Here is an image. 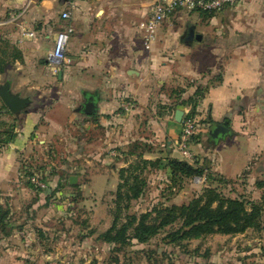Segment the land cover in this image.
I'll list each match as a JSON object with an SVG mask.
<instances>
[{
    "label": "crops",
    "instance_id": "1",
    "mask_svg": "<svg viewBox=\"0 0 264 264\" xmlns=\"http://www.w3.org/2000/svg\"><path fill=\"white\" fill-rule=\"evenodd\" d=\"M153 2L0 0V86L8 82L12 93L31 101L25 112L14 116L0 100V122L12 124L15 133L0 148V195H9L10 184L19 187L20 172L37 145L48 157L54 146L72 151L79 141L83 147L97 142L105 146L101 151L112 146L93 176V181H111L112 192L118 170L129 164L118 160L122 151L135 142L151 148L150 140L138 134L141 126L160 142L157 152L142 151L144 159L181 161L175 142L182 125L174 116L190 107L176 105L204 87L207 91L194 111L200 123L190 145L195 163L228 183L243 182L248 195L259 194L249 200H263L264 190L255 184L264 177V0H239L210 15L175 10L159 27L151 49L145 50L139 24ZM63 12L69 14L67 21L61 19ZM14 14L20 18L10 23ZM66 25L74 30L66 46L69 63L56 66L49 57L57 33ZM28 32L33 37L24 35ZM127 99L136 106L125 114L120 106ZM89 100L96 105L93 116L76 111ZM219 125L227 132L213 137ZM93 132L100 133L97 141L89 138ZM110 136L113 139L106 140ZM112 153L118 155L117 164L108 170ZM27 222L15 226L11 236L27 232ZM47 226L40 222L34 232ZM253 233L214 236L242 239L247 245L243 255H256L242 262L264 264V211L255 239ZM4 254V262L15 261L10 250Z\"/></svg>",
    "mask_w": 264,
    "mask_h": 264
},
{
    "label": "rangeland",
    "instance_id": "2",
    "mask_svg": "<svg viewBox=\"0 0 264 264\" xmlns=\"http://www.w3.org/2000/svg\"><path fill=\"white\" fill-rule=\"evenodd\" d=\"M139 130L141 132L138 134L147 137L150 140L148 144L154 146L152 148L157 152L160 142L156 134L151 131L143 132V126ZM99 135L100 133L93 132L89 138L97 141ZM112 139L111 136L106 138ZM79 143L72 151L68 148L66 152L56 145L49 157L42 146H35L31 157L33 159L28 158L26 169L20 172L19 187L17 184H10L7 191L9 195H0V203L9 210L12 233L15 226H21L28 219L27 232L13 236L11 234L9 237L0 235L1 260L3 261L6 250L14 254L15 260L0 261V264H115V257L119 259V264L128 258L131 259V264H244L243 260L256 256L243 255L242 249L247 245L240 238L213 235L174 246L162 241L165 233L154 237L148 244H135L126 248L124 254L114 252L113 245L102 242L98 237L111 226L109 210L113 207L115 192L108 189L111 181L106 182L100 178L93 181V176L101 170V157L113 147L101 151L105 146H99L97 142L89 147H83L80 141ZM125 150L120 158L118 155L112 156L111 161H108V170L112 163L117 164L115 158L126 162L134 160V157L127 156L128 151ZM167 175V170H152L147 173V189L140 199L131 203L130 214L148 212L159 204L181 205L201 193L203 186L192 179L184 181L180 187L176 185L169 189ZM70 176L76 177V184H69ZM30 177L41 180L46 188L40 190L34 187L27 179ZM243 185L240 181L231 182L221 185L220 190L227 197L256 200L259 194L248 195V190ZM38 219H43L40 222L48 226L34 232L40 225ZM256 236L258 234L255 232L252 238L255 239ZM249 263L251 264L246 261L245 264Z\"/></svg>",
    "mask_w": 264,
    "mask_h": 264
},
{
    "label": "trees",
    "instance_id": "3",
    "mask_svg": "<svg viewBox=\"0 0 264 264\" xmlns=\"http://www.w3.org/2000/svg\"><path fill=\"white\" fill-rule=\"evenodd\" d=\"M2 69L0 61V72ZM206 91L204 87H197L192 98L176 106H189L190 114L195 115L196 105ZM14 138L13 125L0 122V148ZM144 150L152 153V147L149 148L142 142L130 144L127 156L134 157V160L118 170L115 199L113 207L109 210L112 223L108 230L98 237L102 242L113 245L114 252L120 251L124 254L126 248L135 244H148L161 233H165L162 238L164 243L181 246L183 243L201 240L208 236H235L248 230L254 232L261 230L264 198L262 201H247L244 197H227L220 190V186L227 185L228 182L218 175L209 173L206 168L199 167L196 163L169 157L146 160L143 158ZM152 170L169 171L167 175L169 189L176 185L180 187L184 181L202 175H205L206 182L201 193L192 197L187 203L171 206L159 204L148 212L139 215L130 214V205L144 195L147 189V173ZM255 186L264 190V177L256 182ZM10 221L8 208L0 203L1 236L9 237L12 234ZM119 262L115 257L114 263L119 264ZM131 263V259L128 258L121 264Z\"/></svg>",
    "mask_w": 264,
    "mask_h": 264
},
{
    "label": "built area",
    "instance_id": "4",
    "mask_svg": "<svg viewBox=\"0 0 264 264\" xmlns=\"http://www.w3.org/2000/svg\"><path fill=\"white\" fill-rule=\"evenodd\" d=\"M239 0H154L149 8L147 18L139 24L142 32V44L145 50H150L156 41V34L161 24L175 10H185L188 12H198L202 14H214L224 10L225 8L237 5ZM20 18L19 14H14L10 17L9 22L15 23ZM61 19L67 21L69 14L63 12ZM74 30L71 26L66 25L60 30L55 38L54 49L49 57L51 63L56 66H64L69 63L66 58V46L72 36ZM28 37H33V33H24ZM135 101L127 99L124 101L120 109L123 113H131L135 109ZM181 133L175 142V150L183 161L195 163L194 156L190 151V145L193 138L197 135L200 123L195 115L190 114V110L184 112L181 120ZM116 153H112L116 157ZM28 181L36 188L43 190L46 185L35 177L27 178ZM197 184L204 186L206 182L205 175L194 177L192 179Z\"/></svg>",
    "mask_w": 264,
    "mask_h": 264
},
{
    "label": "water",
    "instance_id": "5",
    "mask_svg": "<svg viewBox=\"0 0 264 264\" xmlns=\"http://www.w3.org/2000/svg\"><path fill=\"white\" fill-rule=\"evenodd\" d=\"M191 35L192 34H189V37ZM0 100L4 104L6 110L14 116H18L21 112H25L31 104V101L28 98L20 97L18 94L12 93L8 82L0 86ZM76 111L86 116H93L96 113V105L93 100H89ZM182 117L183 112L177 110L174 120L180 123ZM226 132L227 129L225 125H219L213 130L212 135L213 137H218L219 135H224ZM68 182L70 185L76 184V177L70 176Z\"/></svg>",
    "mask_w": 264,
    "mask_h": 264
}]
</instances>
